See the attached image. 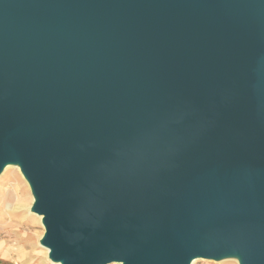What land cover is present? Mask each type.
Returning a JSON list of instances; mask_svg holds the SVG:
<instances>
[{"label": "water", "instance_id": "obj_1", "mask_svg": "<svg viewBox=\"0 0 264 264\" xmlns=\"http://www.w3.org/2000/svg\"><path fill=\"white\" fill-rule=\"evenodd\" d=\"M55 264H264V0H0V175Z\"/></svg>", "mask_w": 264, "mask_h": 264}, {"label": "rangeland", "instance_id": "obj_2", "mask_svg": "<svg viewBox=\"0 0 264 264\" xmlns=\"http://www.w3.org/2000/svg\"><path fill=\"white\" fill-rule=\"evenodd\" d=\"M26 184L17 167L0 175V264H39L44 261L50 264L45 257L46 251L39 246L44 230L30 213L33 199ZM23 252L27 253L25 257H21ZM194 264L238 263L229 259L220 262L199 260Z\"/></svg>", "mask_w": 264, "mask_h": 264}, {"label": "bare ground", "instance_id": "obj_3", "mask_svg": "<svg viewBox=\"0 0 264 264\" xmlns=\"http://www.w3.org/2000/svg\"><path fill=\"white\" fill-rule=\"evenodd\" d=\"M12 166H6L5 168H4V171H3V173L6 171V170H10V168H11ZM18 169V168H17ZM20 176H21V174H20ZM22 177V176H21ZM22 179H23V177H22ZM24 180V179H23ZM24 182H25V180H24ZM26 183V182H25ZM27 185V184H26ZM28 187V186H27ZM27 192V191H26ZM8 208H9V205L7 204L6 205ZM34 215V217L37 219V221H39L40 222V225H41V217H39V216H37V215H35V214H33ZM42 248V247H41ZM42 249H44V248H42ZM45 251H46V253H47V250L46 249H44ZM197 261H199V259H197V260H194L193 262H192V264H194V263H196ZM234 261H236V260H234ZM51 264H55V263H51Z\"/></svg>", "mask_w": 264, "mask_h": 264}, {"label": "crops", "instance_id": "obj_4", "mask_svg": "<svg viewBox=\"0 0 264 264\" xmlns=\"http://www.w3.org/2000/svg\"><path fill=\"white\" fill-rule=\"evenodd\" d=\"M20 254H21V257H25L27 253L23 252V253H20ZM44 255H45V253H44ZM45 257H47V256L45 255ZM39 264H46V263L44 261V262H40ZM50 264H51V262H50Z\"/></svg>", "mask_w": 264, "mask_h": 264}]
</instances>
